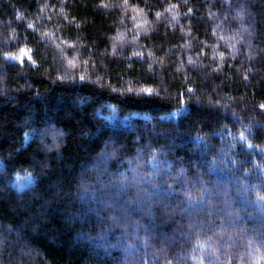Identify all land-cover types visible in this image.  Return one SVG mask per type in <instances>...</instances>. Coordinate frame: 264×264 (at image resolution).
<instances>
[{"label": "trees", "instance_id": "trees-1", "mask_svg": "<svg viewBox=\"0 0 264 264\" xmlns=\"http://www.w3.org/2000/svg\"><path fill=\"white\" fill-rule=\"evenodd\" d=\"M0 264H264V0H0Z\"/></svg>", "mask_w": 264, "mask_h": 264}, {"label": "snow or ice", "instance_id": "snow-or-ice-1", "mask_svg": "<svg viewBox=\"0 0 264 264\" xmlns=\"http://www.w3.org/2000/svg\"><path fill=\"white\" fill-rule=\"evenodd\" d=\"M21 52L24 54L20 57L21 61H23L25 55L28 56L29 58L31 57V49L23 48L21 49ZM147 91H151V90L148 89Z\"/></svg>", "mask_w": 264, "mask_h": 264}, {"label": "clouds", "instance_id": "clouds-1", "mask_svg": "<svg viewBox=\"0 0 264 264\" xmlns=\"http://www.w3.org/2000/svg\"><path fill=\"white\" fill-rule=\"evenodd\" d=\"M134 11H137V9H134ZM159 15H160V14L157 13V16H159ZM135 18H136V17L134 16L133 19H135ZM139 26H140V25L138 24L137 27H139ZM137 35H139V34H137ZM133 39H135V37H134ZM219 55H220L221 57H223L224 54H223V53H220Z\"/></svg>", "mask_w": 264, "mask_h": 264}]
</instances>
